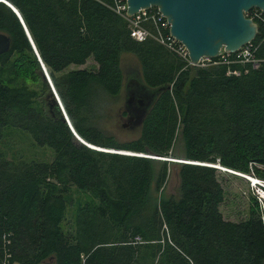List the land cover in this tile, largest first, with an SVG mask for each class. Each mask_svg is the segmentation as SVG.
Wrapping results in <instances>:
<instances>
[{
  "label": "trees",
  "instance_id": "16d2710c",
  "mask_svg": "<svg viewBox=\"0 0 264 264\" xmlns=\"http://www.w3.org/2000/svg\"><path fill=\"white\" fill-rule=\"evenodd\" d=\"M7 1L21 13L84 141L264 180L263 21L255 19L250 61L231 53L224 62L193 66L154 38L134 39L113 0ZM145 24L154 32L152 22ZM0 32L12 42L0 55V142L23 133L53 152L50 161L16 155L14 161L0 151V264H41L50 257L55 264H264L257 198L245 219L228 220L221 211V173L238 175L177 163L179 193L166 196L171 162L105 153L76 138L53 104L20 19L1 1ZM126 54L138 59L146 90L165 89L137 123L139 135L120 141L95 125V116L103 95L117 98L124 90ZM89 59L94 69L68 70ZM178 142L182 157L173 151ZM69 207H76L70 217ZM138 235L143 242H135Z\"/></svg>",
  "mask_w": 264,
  "mask_h": 264
},
{
  "label": "water",
  "instance_id": "95a60500",
  "mask_svg": "<svg viewBox=\"0 0 264 264\" xmlns=\"http://www.w3.org/2000/svg\"><path fill=\"white\" fill-rule=\"evenodd\" d=\"M0 1L7 4L20 19L31 46L41 63L43 72L46 74V76L45 74L44 76L45 78L48 77L47 68L42 61L37 46L21 16V13L7 0ZM127 4V13L129 17L135 15L142 9H149L151 7L158 8L170 24L171 35L187 47L193 66H198L203 58L218 57L222 51L235 53L243 46L247 45V43L249 44L253 42L257 37L259 26L255 20L248 17L247 14L255 8L264 12V0H127ZM9 37L10 36L7 33L0 32V55L7 53L8 50L11 49L12 42ZM139 83L142 85L141 78L139 79ZM164 89L165 87L151 89L149 90L150 94L147 92L148 96L138 99L140 104L145 108L142 112H145L150 105L152 98ZM54 92L58 102L56 103V101H54L55 99L53 101L56 104L59 103L61 108L60 113L63 115V119L69 123L76 138L90 148L105 151V153H119L176 163L213 166L222 171L231 172L238 176L245 177L244 175L230 171L219 165L201 164L176 158H163L150 154L143 155L133 152H118L110 149L102 150L99 147L87 143L78 136L71 125L70 119L61 104L60 98L55 89ZM133 101L134 96L131 95L126 102L131 104ZM54 260V257H50L41 264H55Z\"/></svg>",
  "mask_w": 264,
  "mask_h": 264
},
{
  "label": "rangeland",
  "instance_id": "374dc122",
  "mask_svg": "<svg viewBox=\"0 0 264 264\" xmlns=\"http://www.w3.org/2000/svg\"><path fill=\"white\" fill-rule=\"evenodd\" d=\"M128 59L125 60L126 67L128 66ZM131 67L135 65L130 64ZM96 67V62L93 59H89L85 65L82 66H74L72 65L68 70L75 68L82 69H94ZM43 70V69H42ZM45 74V72H44ZM46 76V74H45ZM46 80L49 84L51 94L53 96L54 101H57L55 92L53 91V86L50 81V77H46ZM32 85V84H31ZM51 85V86H50ZM53 87V88H52ZM127 95L125 92H122L121 95L116 97H111L107 95H103L98 107L97 114L95 116V125H97L100 129H102L107 134L114 135L118 140L124 141L132 139L133 137L139 135L140 126L133 125L124 126L126 123V107L125 100ZM57 105L60 108L59 103ZM51 104V106L53 105ZM53 109V106H52ZM61 110V108L59 109ZM0 151L2 154H7L6 158L9 160H14L13 156H17V158H25V159H36L40 161H50L53 158V152L51 149L47 147H38L33 145L32 139L23 134L20 138H16L13 141L9 142H0ZM177 156H183V145L182 143L178 144L173 150ZM22 155V156H21ZM15 161V160H14ZM180 166L177 163L171 162L169 165V174L165 183L164 194L166 196H178L179 186H180V174H179ZM254 178V177H253ZM258 182L264 185V180L255 177ZM221 180L226 190V199L224 203L221 205V211L226 219L232 221H239L245 219L249 216L250 207H254L255 198L260 203L264 211V188L260 186L255 181L252 182L248 178L243 176H230L225 173H221ZM74 188V195L77 198L79 194H77ZM76 211V207H69L67 210V215L70 217Z\"/></svg>",
  "mask_w": 264,
  "mask_h": 264
},
{
  "label": "built area",
  "instance_id": "2783aa9c",
  "mask_svg": "<svg viewBox=\"0 0 264 264\" xmlns=\"http://www.w3.org/2000/svg\"><path fill=\"white\" fill-rule=\"evenodd\" d=\"M113 10L121 17L125 18L129 22V27L131 31V36L138 40L144 41L148 38H154L160 43L164 44L170 50L174 51L183 60H185L189 65H193L189 56V52L187 47L175 37H173L170 33V24L167 18L161 13V11L156 7H151L149 9H142L135 15L129 17L128 16V4L127 0H113V4L111 6ZM248 17L252 19H257L264 22V12L260 9H253L248 14ZM152 22L155 30L154 32L146 26V22ZM165 30H169V34H165ZM252 43H247V45L243 46L239 51L233 53L236 54V58L242 61H250L251 53H252ZM230 52L222 51V53L215 58H218L217 61H212L213 58H203L198 66H207L208 64H217L219 62H224ZM255 66L257 62H255ZM49 77V76H48ZM244 175V174H242ZM252 182H256L254 184H258V181L254 176L244 175ZM254 177V178H253ZM135 242H143V238L141 236H135Z\"/></svg>",
  "mask_w": 264,
  "mask_h": 264
},
{
  "label": "flooded vegetation",
  "instance_id": "af4514ba",
  "mask_svg": "<svg viewBox=\"0 0 264 264\" xmlns=\"http://www.w3.org/2000/svg\"><path fill=\"white\" fill-rule=\"evenodd\" d=\"M135 68L132 69H126V74H127V83L125 86V91H126V99L128 100L131 95L134 96V101L131 104H128L125 100V113H126V123H124V126L128 127H133V125H137L141 121V118L144 114L142 112L145 108L140 104L138 99L148 96V90H146L140 83H139V74ZM148 92V93H147ZM150 94V93H149ZM49 104L51 102L49 101Z\"/></svg>",
  "mask_w": 264,
  "mask_h": 264
},
{
  "label": "crops",
  "instance_id": "0c3cea01",
  "mask_svg": "<svg viewBox=\"0 0 264 264\" xmlns=\"http://www.w3.org/2000/svg\"><path fill=\"white\" fill-rule=\"evenodd\" d=\"M123 68H124V72H125V77H126V83H127V74H126V69H132V68H135L138 72H140L139 74H140V76H139V79L142 77V72H141V65H140V63H139V61H138V59L134 56V55H132V54H126V55H123ZM129 57V59L128 60H130V61H128V66L129 67H126V63H125V60L127 59ZM130 64H133V65H135L134 67H131V65ZM126 83H125V86H126ZM125 86H124V90L122 91V92H125L126 93V91H125Z\"/></svg>",
  "mask_w": 264,
  "mask_h": 264
},
{
  "label": "bare ground",
  "instance_id": "6f19581e",
  "mask_svg": "<svg viewBox=\"0 0 264 264\" xmlns=\"http://www.w3.org/2000/svg\"><path fill=\"white\" fill-rule=\"evenodd\" d=\"M46 67V66H45ZM48 76H49V74H48ZM50 77V76H49ZM50 81L52 82V79H51V77H50ZM51 86V85H50ZM52 86L54 87V84H53V82H52ZM52 87V88H53ZM55 89V88H54ZM54 89H53V91H54ZM55 91H56V89H55ZM148 92H149V90H148ZM60 98V97H59ZM60 102H61V100H60ZM61 104H62V102H61ZM63 105V104H62ZM64 107V106H63ZM227 169V168H226ZM233 171V170H232ZM264 190V189H263Z\"/></svg>",
  "mask_w": 264,
  "mask_h": 264
}]
</instances>
